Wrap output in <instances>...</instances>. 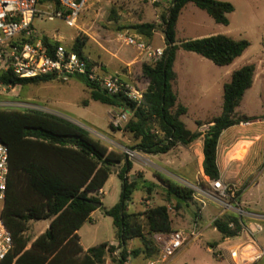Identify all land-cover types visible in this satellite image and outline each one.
Returning a JSON list of instances; mask_svg holds the SVG:
<instances>
[{"label":"trees","instance_id":"obj_1","mask_svg":"<svg viewBox=\"0 0 264 264\" xmlns=\"http://www.w3.org/2000/svg\"><path fill=\"white\" fill-rule=\"evenodd\" d=\"M46 2L56 3V0H40L41 4ZM189 3L223 26L228 25L226 16L234 11L231 4L216 0H171L159 25L142 23L135 26V33L147 41L159 28L166 46L159 62L142 65V75L148 81V87L140 105L129 102L122 95H108L97 85L81 78L89 88L91 100L129 114L124 131L138 141L129 148L130 151L165 154L178 145L188 146L200 136L199 132L187 130L180 121L186 109L177 103L173 90L176 81L173 64L179 48L217 67H224L242 56L249 47L245 40L235 41L224 35L190 40L176 46V23L182 9ZM86 40L77 36L70 47L82 58ZM254 73L253 64L232 72L229 82L223 86L222 113L207 123L210 126L204 135L202 166L204 175L212 180L219 179L216 149L220 134L240 122L251 120L238 116L235 110L252 86ZM50 80L47 76L21 80L9 73L0 75V83L5 87L35 85ZM201 125L196 122V126ZM0 140L9 152V177L0 218L14 241V249L0 264H102L113 248L101 244L83 250L77 235L78 229L96 209L112 219L120 249L127 242L140 239L147 250L156 251L148 237L172 231L167 206H155L136 215L127 213V203L136 189V184L130 183L127 177L132 169L129 156L110 150L68 120L41 112L0 109ZM118 165H122L117 173L121 180L119 203L109 209L102 205L96 208L94 204L100 203L97 193ZM160 179L166 187V201H175V209L192 200L191 192L182 185ZM33 220H49V226L29 244L24 233L27 224ZM229 223H233V228L228 227ZM213 224L224 237L236 236L241 231L239 221L230 213ZM126 258L125 251L121 252L116 264H124Z\"/></svg>","mask_w":264,"mask_h":264},{"label":"rangeland","instance_id":"obj_2","mask_svg":"<svg viewBox=\"0 0 264 264\" xmlns=\"http://www.w3.org/2000/svg\"><path fill=\"white\" fill-rule=\"evenodd\" d=\"M170 1L158 0L152 3L151 0H91L78 22V30L67 27L62 20L48 21L46 17L41 15L34 18L32 29L41 36L61 38L66 47H70L77 36L86 38L83 32L94 33L100 39H112L122 32L135 34V26L142 23L159 25L160 17L169 8ZM216 1L229 3L233 6L234 11L226 16L228 25L216 24L204 11L191 3L187 4L182 9L176 23L175 45L179 46L186 41L215 35H224L235 41L245 40L249 43V47L241 57L233 62L230 68L236 70L243 65L256 62L259 70V83L264 82V0ZM40 10L43 11L44 7L41 6ZM157 32L161 33L159 28H157ZM150 45L163 47V42L157 35L152 39ZM189 54L181 48L175 53L173 69L177 75L179 101H182V95L187 94L191 103L195 100H198L197 102L203 101L210 109H214L219 106L221 98L217 91L218 86L214 83L223 78L224 69H220V67L198 55H192L193 58L188 59ZM110 69L112 68H108V70ZM258 80L256 79L257 82ZM196 83L198 88H191L192 85L196 86L194 85ZM259 85L247 93L238 108L240 112L262 109L264 113V87L260 88ZM204 91L206 93L202 95L201 93ZM257 92H261V99L255 95ZM89 93V88L81 78L73 77L66 83L50 80L35 85L18 86L15 90L0 87V104L12 102L14 98L21 102L41 104L59 113V116L61 114L79 123L89 131L93 138L99 140L110 150L125 153L126 150L120 145L129 143L124 138L122 140L115 139L114 134L117 129L112 128L111 130L109 125V113L112 108L91 100ZM192 93L193 95H190ZM129 118L128 115V120ZM184 123L190 128L193 126V123L188 119H185ZM133 153L135 155L129 158H136L137 152ZM164 156L148 157V161H145L142 168L145 179L149 180L153 173L156 175L155 172H157L161 176L181 184V181L168 174V172L174 174L175 167H166L162 162ZM119 167L113 168L102 188L104 195L99 196L100 203L104 208L109 209L120 201L121 180L117 176ZM186 182L194 183V180ZM142 186H145V189ZM146 188H150V190ZM147 201H149L148 204ZM244 201L248 204L245 207L247 211L264 215V184L258 188H248L244 192ZM161 205L168 208L173 231H179L185 236L192 232L200 234L195 241L187 244L172 256L167 264H233L226 249L239 244L247 245L251 241H254L255 248L264 251V220L252 222L242 219L253 236L246 232H240L233 237H224L214 228L213 224L221 213L224 212L219 219H223L224 215L229 214L222 207L213 203H208L202 207L200 203L192 199L187 203H182L179 209H175V201L168 203L165 194L159 191L157 185L138 183L127 203V213L131 215L141 214L144 210ZM2 206L3 202H0V212ZM236 218L239 221L240 218ZM254 223L260 226V230ZM48 226L49 220L30 221L27 224L24 238L30 244L37 236L45 232ZM77 235L83 248L88 249L101 244H107L108 248H113L111 252L106 254L102 264H116L123 251L127 254L124 264H161L158 262V250H147L140 239L131 240L120 249L112 219L105 216L99 209H96L88 220L81 225ZM148 238L152 240L151 237ZM223 242H225L224 245L219 247L218 245ZM134 251H137L138 254L133 255L132 252ZM257 264H264V256Z\"/></svg>","mask_w":264,"mask_h":264},{"label":"built area","instance_id":"obj_3","mask_svg":"<svg viewBox=\"0 0 264 264\" xmlns=\"http://www.w3.org/2000/svg\"><path fill=\"white\" fill-rule=\"evenodd\" d=\"M157 1L151 0L152 3ZM90 2L91 0H56V3L41 4L40 0H0V75L9 73L21 80L47 76L62 83L68 82L73 77H81L89 83L97 85L108 95H122L129 102L137 106L140 105L144 92L136 88L130 80H126L120 75L102 76L98 64L78 56L70 47L64 46L59 38L41 36L32 29L34 18L40 15L46 17L48 21L62 20L67 27L78 29V22ZM41 6L44 7L43 11L40 10ZM116 41L122 46L134 48L149 63L159 62L163 56V49L153 47L127 32L117 34ZM0 87L15 90L18 86L5 87L0 83ZM0 109L50 114L85 129L79 123L61 114L59 116V113L35 102H21L14 98L12 102L0 104ZM109 121L111 128L120 129L128 121V114L113 112ZM125 154L129 157L135 155L129 150H126ZM8 177L9 152L7 146L0 140V202H3L5 198ZM180 185L188 189L192 199L200 203L202 207L213 203L235 217H239L241 233L246 232L253 236L242 219L252 222L264 220V215L253 214L242 209L237 203V191L224 185L220 179L212 180L200 175L194 180V183L181 181ZM223 214L224 212L214 222L219 220ZM254 224L260 230V226ZM228 227L233 228V223H229ZM199 236L200 234L196 232L185 236L179 231L153 234L151 238L159 252L158 262L167 264L172 256ZM253 244L254 241L247 244V246H251L253 252L246 253L244 251L246 245H240L228 252L229 257L233 260L240 258L242 264L257 262L264 256V251L257 248L254 251ZM13 249L12 235L0 218V261L4 260Z\"/></svg>","mask_w":264,"mask_h":264},{"label":"crops","instance_id":"obj_4","mask_svg":"<svg viewBox=\"0 0 264 264\" xmlns=\"http://www.w3.org/2000/svg\"><path fill=\"white\" fill-rule=\"evenodd\" d=\"M83 33L85 34V37L87 39L85 47L83 49V56L90 62L98 64L100 66V74L102 76L109 77L114 75H120L122 78L126 80H130L136 86V88L145 92V90L148 87V81L142 75V65L149 63L145 60V58H143L134 48L120 45L116 41V37L112 39L111 38L100 39L94 33H89V34L85 32ZM133 35L139 37L147 44H150L152 39L158 35L160 40L163 42V47L157 46L156 48H161L163 50L165 49L163 34L158 33L157 30L153 33V37L150 41H147L144 37L136 33ZM59 39L61 40V38ZM192 55H196V54L190 53L188 55V59L193 58ZM252 64L255 66V73H254L252 86L244 93L239 106L235 110L238 116L247 117L250 118L251 120L247 122H240L239 124L224 130L219 136L217 149H216V166L219 172V179L222 181L224 185L234 188L237 191V203L244 210H246L245 207L248 205L246 201H244V192L248 188H258L264 184L263 110L259 109L256 111H244V112H240L238 110V108L240 107L241 103L244 101V98L249 91H252V89L256 87V85L258 84H260L259 85L260 88L264 87V82L259 83L258 80L259 70L257 63L254 62ZM232 65L233 63L228 66L220 67V69H224L223 78L215 82L214 84L218 86L217 91L218 94H220L221 98L219 101V106L214 109H210L208 105H206V103H204L203 101L197 102L198 100H195V102L191 103L190 101L191 99L190 100L188 99L187 94H185L184 96L182 95V101H179L178 90H177V75L174 72L176 75V81L173 85V90L177 96V103L182 105V107L186 109V114L180 117V121L182 119L181 122L184 124L187 130H189L190 132H199L200 136L188 146L184 147L178 145L165 154L147 155L137 151H132V152H137V156L136 158L133 159L130 158V161L132 163V169L127 175L130 183L134 182L136 185L138 183L142 185H145L146 183L152 186L157 185L159 187V191L165 194L166 187L162 183L160 177L163 180H169V179L155 172L156 175H154L153 173L152 177L149 180H146L144 176V172L142 170L143 166L145 165V161H148L147 160L148 157L156 158L159 155H165L162 162L166 167L169 168L175 167L174 169L175 173L173 174L168 172V174L173 178H175L176 180L179 181L185 180L190 182L195 180L200 175L205 176L202 166L204 160L203 157L204 135L210 126V124L207 123L210 122L213 118L220 116L222 113L223 86L229 82L232 72L235 71L233 69L231 70L230 66ZM108 68H112V69L108 70ZM256 79L258 80V82L256 81ZM194 85L196 86L192 85L191 88L197 89L198 84L196 83ZM205 93L206 91H204L201 94L205 95ZM190 95H193V93ZM255 95H257L260 99L262 97L261 92L259 93L257 92L255 93ZM111 108L112 111L109 113V117L111 113L117 110H120L119 112H126L122 109H118L114 107ZM185 119H188L190 120V122L193 123V126L191 128L184 123ZM196 122H200L202 125L198 127L196 126ZM114 138L120 140L124 138V140L127 143H129L127 145H123V144L120 145L125 150H129V148L135 146L138 143V141L134 139L132 134H130L127 131H124V127L117 129V131L114 134ZM130 144L133 146L131 147L128 146ZM118 167H119L118 171H120L122 165H118ZM158 175L160 177H158ZM142 187L145 189V186ZM146 189L148 190L150 188H146ZM103 195L104 193L101 189L96 196L99 198V196H103ZM146 203L148 204L149 201H147ZM224 243L225 242L221 243L218 246L221 247L224 245ZM240 245L243 244H239L236 245L235 247L227 248L226 249L227 254L230 250H233L239 247ZM248 247L252 249L251 246L246 245L244 251ZM83 250H87V249L83 248ZM255 250L256 248H254V251ZM230 260L232 261L233 264H242L240 258L235 260L230 258ZM258 261L252 264H257Z\"/></svg>","mask_w":264,"mask_h":264},{"label":"bare ground","instance_id":"obj_5","mask_svg":"<svg viewBox=\"0 0 264 264\" xmlns=\"http://www.w3.org/2000/svg\"><path fill=\"white\" fill-rule=\"evenodd\" d=\"M250 250H251V251H250ZM245 252H246V253H248V252L250 253V252H253V250L250 249V247H248V248L245 250Z\"/></svg>","mask_w":264,"mask_h":264},{"label":"water","instance_id":"obj_6","mask_svg":"<svg viewBox=\"0 0 264 264\" xmlns=\"http://www.w3.org/2000/svg\"><path fill=\"white\" fill-rule=\"evenodd\" d=\"M94 206H95L96 208H100L101 204H100V203H95Z\"/></svg>","mask_w":264,"mask_h":264}]
</instances>
